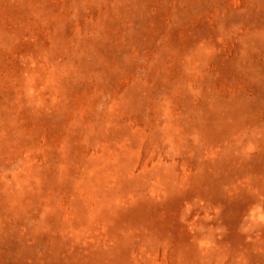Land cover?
<instances>
[{"label": "rangeland", "instance_id": "1", "mask_svg": "<svg viewBox=\"0 0 264 264\" xmlns=\"http://www.w3.org/2000/svg\"><path fill=\"white\" fill-rule=\"evenodd\" d=\"M0 264H264V0H0Z\"/></svg>", "mask_w": 264, "mask_h": 264}]
</instances>
